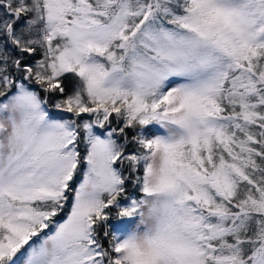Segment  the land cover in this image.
I'll return each instance as SVG.
<instances>
[{
    "label": "snow or ice",
    "instance_id": "obj_1",
    "mask_svg": "<svg viewBox=\"0 0 264 264\" xmlns=\"http://www.w3.org/2000/svg\"><path fill=\"white\" fill-rule=\"evenodd\" d=\"M0 264H264V0H0Z\"/></svg>",
    "mask_w": 264,
    "mask_h": 264
}]
</instances>
